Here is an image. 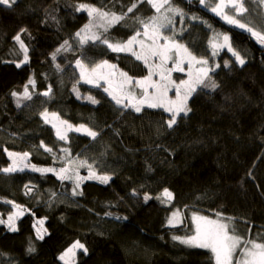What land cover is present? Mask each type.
I'll return each instance as SVG.
<instances>
[{
	"label": "trees",
	"instance_id": "trees-1",
	"mask_svg": "<svg viewBox=\"0 0 264 264\" xmlns=\"http://www.w3.org/2000/svg\"><path fill=\"white\" fill-rule=\"evenodd\" d=\"M132 2L18 0L14 10L0 6V168L11 163L4 152L7 148L29 152V162L38 167L59 169L61 163L54 162L53 154L39 147L43 141L60 156L63 147L69 148L74 158L79 154L89 163L92 159L103 160L101 172L112 175L107 185L84 181V194L73 197L72 181H61L52 173L0 172V218L7 220L10 211H15L5 200L25 209L16 221L19 231L11 232L0 224V252L6 254L3 259L10 258L14 264H63L58 257L80 240L89 251L83 255L78 250L75 264H212L207 250L189 248L171 239L172 234H192L188 219L193 211L209 216L220 211L235 218L238 234L249 239L264 238V46L249 33L226 24L198 0H175L187 13L183 25L179 16L174 17L177 32L185 29L176 38L198 57L210 58V65L219 63L221 67L211 73L220 88L214 92L205 89L207 95L193 94L189 100L192 112L172 130L164 123L168 114L163 110L144 108L136 113L128 108L121 115L103 88L76 84L79 71L74 61L78 58L90 66L108 60L131 76H145L144 64L130 54L89 44L82 55L76 41L70 40L75 52H65L56 61L64 71H58L52 62L50 53L88 22L86 12L75 11L78 3L120 15ZM250 6L254 14L264 13V5ZM154 14L149 4L139 3L107 35L112 42H126L140 28L134 18L140 15L147 19ZM193 15L200 20L189 19ZM53 16L59 23L52 20ZM22 27L31 33V38L27 33L22 37L29 46L30 60L17 68L5 61L22 59L12 39ZM94 30L103 32L102 28ZM214 32L231 37L233 46L246 60L243 67L234 62L231 70L223 67L224 59H235L227 49L212 57L210 41ZM175 77L184 79L183 75ZM29 78L36 81L33 99L24 102L29 106L18 108L11 92H22ZM74 84L82 97L92 95L100 103L77 99L72 91ZM49 85L52 99L38 95ZM45 108L74 125L83 123L103 132L97 141L74 132L68 133V143L60 141L39 115ZM105 150L107 155L102 157ZM148 165L152 171H147ZM79 173L86 176L87 168H79ZM25 185L32 188L31 193L26 194ZM165 187L174 193L172 205L184 212L185 225L178 229L166 225L171 208L156 199L147 203L143 200L145 192L155 196ZM133 189L140 193L138 197L132 196ZM106 212L128 219L115 220L105 216ZM44 218L43 227L48 233L38 240L33 225ZM30 239L36 248L34 253L27 252Z\"/></svg>",
	"mask_w": 264,
	"mask_h": 264
},
{
	"label": "snow or ice",
	"instance_id": "snow-or-ice-1",
	"mask_svg": "<svg viewBox=\"0 0 264 264\" xmlns=\"http://www.w3.org/2000/svg\"><path fill=\"white\" fill-rule=\"evenodd\" d=\"M144 2L155 10V14L147 19L137 15L134 19L140 25V28L136 29L126 42H112V38L107 35L109 29L125 20L128 13H132L139 3ZM17 3L18 0H0V6L9 10H14L13 6L17 5ZM188 3H192V0H188ZM198 3L220 17L226 24L249 33L255 38L257 43L264 46V13L257 12L254 14L250 6L251 3L264 5V0H198ZM75 11L86 12L89 19L73 37L64 40L55 51L50 53L51 60L58 71L63 72L64 68L61 67L60 63H56L57 57L65 52H75L76 50L70 40L76 41V45L80 48L82 55H85L83 51L85 45L90 44L93 47L106 45L112 52L130 54L135 60L141 61L148 70L147 75L142 78H136L125 71L119 70L116 64L110 63L108 60L93 62L91 66L84 59L78 58L74 61V68L79 71L76 84L83 82L96 88H103V91L121 110V115L124 114L123 110L128 108L133 109L136 113H140L144 107L163 109L165 113H168L164 123L167 129L172 130L174 126L178 125L180 120L188 117L189 113L192 112L189 100L193 94L202 93L207 95L209 93L205 92V89L214 92L220 88V84L211 73H214L221 65L219 63L210 65V58L198 57L176 38L178 35H182L185 29L181 28L177 32L174 17L179 16L180 23L183 25L187 13L175 3V0H133L127 8V12L120 15L88 3H78ZM189 19L195 21L200 20V17L193 15ZM52 20L59 23L55 16L52 17ZM201 23L207 24L203 20H201ZM207 26L211 27L210 24ZM97 28H102L103 32L95 31L94 29ZM141 28L142 31L140 30ZM25 33L31 38V33L25 27H22L12 37L19 46L16 54L22 53V59L5 61V63H14L17 68L29 63V46L22 38ZM139 37L143 38L138 39ZM210 45L212 57L219 55L221 50L227 49V52L235 58L234 61L224 59V68L231 70L233 62L240 67L245 65V58L233 46L232 39L227 33L214 32ZM170 63L171 67H169ZM185 65H187V68H185ZM174 72L186 73L187 79H173L172 73ZM154 77H158V79H153ZM101 81H103V84ZM76 84L73 85L72 91L76 94L77 99H86L93 105L100 103L92 95L82 97ZM35 86V79L29 78L28 82L23 86L22 92H11V96L15 98L18 108L29 106L24 104V102L33 99L34 93L32 89H35ZM135 89H139V93ZM173 91L174 96H170L169 93ZM38 95L52 99V86L49 85L46 91L38 93ZM39 115L45 124L51 125L52 129L55 130L57 139L65 143L70 141L69 132L81 133L90 137L92 141H97L103 132V129L94 130L83 123L74 125L67 119L61 118L57 112H49L47 108L41 111ZM115 134L119 135L118 131ZM39 147L48 153H52L54 162L59 161L61 167L59 169L53 167L41 168L29 162V152H15L4 148V152L7 153L11 163L7 167L0 168V172L10 174L30 169L42 174L52 173L61 181H72L71 195L73 197L84 194L81 188L84 181L96 180L100 184L107 185L112 180V175L100 170V165L104 163L103 160L92 159L91 163H89L87 158L80 159L79 154L74 158L71 150L63 147L60 148L63 156H60L53 153V149L45 145L43 141H41ZM157 147H161V145H157ZM106 155L107 150L101 153L102 157ZM81 167L87 168L86 176L80 175L79 168ZM147 171H152L151 165H148ZM248 175L251 176L252 173L249 172ZM24 187L26 194L31 193L32 188L29 185ZM131 194L134 197L140 195L136 189H133ZM55 195V193L52 194L53 197ZM152 199H156L165 207L172 209L170 215L166 217V225L169 228H175L185 223L184 212L172 205L175 196L168 188H163L162 192L155 196L147 192L143 194L145 203ZM4 203L10 204L15 211H10L7 220L0 218V224H5L11 232H17L19 229L16 221L24 215L25 209H23L22 205L12 200H5ZM112 206L115 207V205ZM105 216L115 220L128 219L127 216L121 217L114 215L112 212H106ZM214 216L215 218H212L193 211L191 214L192 234L184 236L172 234L171 239L189 248L207 250L211 254L212 264H264V238L259 236L253 239L246 238L238 234L233 224L234 217L225 216L220 211H216ZM45 219H38L33 225L36 230V239L38 240H43L48 233V230L43 227ZM78 250L83 255H87L89 251L84 243L76 240L58 259L63 264H75ZM35 251L36 248L30 239L27 252L34 253ZM5 255V253L0 252V264H14V261L10 258L3 259Z\"/></svg>",
	"mask_w": 264,
	"mask_h": 264
},
{
	"label": "rangeland",
	"instance_id": "rangeland-1",
	"mask_svg": "<svg viewBox=\"0 0 264 264\" xmlns=\"http://www.w3.org/2000/svg\"><path fill=\"white\" fill-rule=\"evenodd\" d=\"M155 11V10H154ZM143 37H139L138 39H142ZM169 67H171V63L169 64ZM118 68V67H117ZM185 68H187V65H185ZM119 69V68H118ZM120 70V69H119ZM146 70H147V68H146ZM148 71V70H147ZM145 75H147V72H146V74ZM177 75H183L184 76V79H187V75H186V73H181V72H174V73H172V77H173V79H175L176 80V77L175 76H177ZM142 78V77H141ZM153 79H158V77H154ZM178 80V79H177ZM101 83L103 84V81H101ZM104 86H107V85H104ZM135 91L137 92V93H139V89H135ZM107 94V93H106ZM169 95L170 96H174V91L173 92H170L169 93ZM144 108H147V107H144ZM143 108V109H144ZM160 110H163V109H160ZM168 114V113H167ZM74 133H76V132H74ZM79 134H81V133H79ZM25 170H30V169H25ZM93 181H96V180H93ZM98 182V181H97ZM199 213V212H198ZM199 214H202V215H206V214H203V213H199ZM209 216V215H208ZM210 217H212V218H215V216H210ZM185 222H186V220H185ZM188 222H189V224H190V226L192 227V225H191V215H190V217H189V219H188ZM183 225H185V223H183V224H181V225H179V226H177V227H175L174 229H178V228H180V227H182ZM168 227V226H167ZM169 228V227H168ZM170 229H173V228H170ZM191 230H192V228H191ZM185 246V245H184ZM187 247V246H186Z\"/></svg>",
	"mask_w": 264,
	"mask_h": 264
}]
</instances>
